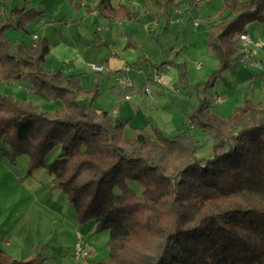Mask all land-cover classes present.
Returning <instances> with one entry per match:
<instances>
[{"label":"trees","instance_id":"1","mask_svg":"<svg viewBox=\"0 0 264 264\" xmlns=\"http://www.w3.org/2000/svg\"><path fill=\"white\" fill-rule=\"evenodd\" d=\"M170 6L175 0H162L159 17L167 20ZM94 10L104 18H136L110 0H98ZM41 15L14 6L0 20V79L17 81L26 73L30 92L62 106L48 112L0 93V157L26 154L27 171L47 169L77 222L93 221L94 233L108 231L107 255L95 264H264V104L248 99L224 118L199 98L186 118L210 141L208 158L196 157L201 144L184 129L167 137L156 127H136L127 138L128 120L93 106L96 84L86 90L78 75L44 70L46 37L8 50L6 30L26 31ZM211 20L207 45L219 62L215 77L238 58L247 24L264 21V0H224ZM184 78L181 73L183 84ZM55 147L60 153L49 162ZM0 264L38 263L0 249Z\"/></svg>","mask_w":264,"mask_h":264},{"label":"crops","instance_id":"2","mask_svg":"<svg viewBox=\"0 0 264 264\" xmlns=\"http://www.w3.org/2000/svg\"><path fill=\"white\" fill-rule=\"evenodd\" d=\"M30 1L31 0H26L23 8H35L41 11L42 15L38 19L42 20L49 10L44 7H26ZM110 1L115 7L120 5L130 12L135 13V20L104 18L98 11L94 10L98 0H86L85 2H83V0L73 1L74 7H70L73 8L74 11L72 17L73 21L81 20L80 24H82L86 19L98 17L96 18L97 22L92 24V28L94 29L93 33H95L97 37L96 43L92 46H87L88 50L97 53V61H86L77 47L75 49L67 47L64 44V40H61V43L57 44V48H52V46H50L49 53L44 59L43 65L49 69V71L58 70L65 74H68L69 71H76V73H70L78 75L80 78V71L82 70L86 71L87 69V71L91 70V72L99 73L92 69L91 64H101L105 67L104 71L101 73H107L109 75V79L113 82V86L116 89V75L118 71L125 66H128L129 69L132 67L134 68L138 64H141V60H147V57L142 55L140 46L142 41L140 42V40L145 36L158 35L163 28H166L165 30L168 31L171 25L183 23L184 12H187L186 10H182L181 7L184 3H181V0H175V6L169 7L167 20L159 17V13L161 12L159 4L162 0ZM193 1L194 0H188L186 4H184L187 10L190 8L189 10L191 11L195 8V5L190 7L188 5ZM40 2L43 3V1ZM223 2L224 0H206L204 6L199 8L196 7L195 10H208V12L211 13H207L210 17H208V21L211 22L212 17L215 15L212 13L214 10L217 11ZM2 6L3 3L2 0H0V7ZM15 6L18 7L17 4H15ZM81 8L86 10L85 15L82 13L83 9ZM52 19L49 20V24L43 26L44 31L47 27H53L55 30H58L57 27L62 23L59 24L57 21H61L70 32L72 26L65 22V18L58 20L59 18L56 15L53 16ZM40 22L43 24L45 21ZM199 25L200 22L196 27H199ZM101 28L103 29L102 31ZM243 33L247 34L252 41L264 40V21H251L247 24ZM34 36H36V39L39 37L38 34H32V41L35 40L33 38ZM146 37L145 39L148 40ZM46 38L50 42L49 36H46ZM84 44L88 45L86 41H84ZM253 50L254 59L259 62L264 61V48L255 47ZM71 59H74V61L70 62ZM165 64L167 70H169V74L163 73L160 75L161 83L157 85L152 84L150 86L154 91L152 92L153 95L158 96L163 94L165 88L171 86L176 74V71L172 72L173 68L169 63L166 62ZM247 66L248 67L241 69L243 78L246 80L249 79L252 84L246 100L250 99L256 103L264 104V70L253 65ZM155 69L149 70L148 72L144 70L146 72L144 75H149ZM131 78H134L136 81L134 84L132 82L131 87L127 91H121L122 98L124 97L125 100H128L124 95L125 93H131L134 97H137L135 100L136 104H141L144 107L149 106L150 110L152 108L155 109L157 106H152L150 103L148 104L149 99L147 97L151 98L149 95L145 93L147 97L142 99L144 96V92L142 91V87L145 83L144 76L140 77L134 75V77ZM109 79L108 81L110 82ZM221 101H224L223 97L219 101L215 100V103L219 104ZM235 108L236 106L233 104L230 108L231 112H229V115L233 113V109L235 110ZM112 111L114 112L115 110L113 109ZM119 113L120 112L116 111L115 115L118 117ZM217 114L221 116L219 111ZM179 116L181 117V113ZM124 117H126L127 120V117L130 116L126 113ZM136 127L141 126H134L133 128ZM151 127L155 126L152 125ZM133 128H131V130L134 136L135 132ZM3 175L9 182L2 181ZM5 183L9 186L5 185ZM55 188L56 186L52 182L51 175L46 177V179H41L40 173H37V175L33 174L32 178L27 175L23 180H21L18 175L14 177L10 166L5 162L4 158L0 157V249L15 259L26 261L34 260L38 264H95L98 259L106 257L104 255L105 235H100L104 233H94L95 224L93 221L84 223L77 222L75 219V212L66 196L62 195V193ZM76 233L80 234L85 245L92 251L91 258L86 261L75 262L72 258ZM67 238L70 239L69 243L71 247L65 250L64 246H60V243H62L63 239ZM47 239L48 242L46 241ZM48 248H50V250ZM70 258L71 260L69 261L68 259Z\"/></svg>","mask_w":264,"mask_h":264},{"label":"rangeland","instance_id":"3","mask_svg":"<svg viewBox=\"0 0 264 264\" xmlns=\"http://www.w3.org/2000/svg\"><path fill=\"white\" fill-rule=\"evenodd\" d=\"M40 1H43V3ZM73 1L75 0H31L26 7H44L49 11L47 10L48 12H46L42 20L38 19L28 24L26 26L28 32L24 30H15L13 28L7 29L6 36L9 39L8 50L10 52L15 50L17 44L21 41H26L28 44H31L32 34H38L39 37L49 36V43H51L50 46H52V48H57V44L61 43V40H64L65 46L72 49L77 47L86 61H97V53L88 50L87 46H92L96 43L97 37L95 33H93L94 29L92 28V24L97 22L96 18L98 17L86 19L82 24H80L81 20L73 21L72 17L74 11L73 8H70L74 7ZM181 1V3L186 4L188 0ZM25 2L26 0H2L3 6L0 7V20L6 19L9 11L15 4L21 9L25 5ZM184 4H182L181 8L183 11L186 10L187 12H184L183 23L171 25L168 31L163 28L158 35L145 36L148 40L143 37V39L140 40V42L142 41L140 46L142 55L147 57V60H141L142 62L140 65H137L138 67H132L129 70L130 72H128L131 77H134V75L143 77L146 72L157 67L156 69L160 75L163 73L169 74V70L166 68V62L172 66V72L176 71L171 84L172 87H166L163 94L158 96L154 95V98L151 99L152 97L150 95L151 98L147 97L144 93L142 99L147 97L149 99L148 104L150 103L152 106H157L155 109L152 108L150 110L149 106L144 107L141 104H136L135 100L137 97H134L131 93H125L124 95L128 100H125L124 97L122 98V90L119 86L115 89L107 73H94L86 69V71H80V78L86 90L95 88L94 85H97L98 94L93 100V106L99 109H114V112H120L118 117L122 120H126V117H124L126 113L130 116L127 117L128 125H126L125 128V136L127 138H132L133 134L131 128L134 126H141L150 132V128L153 125L160 128L167 137H172L178 130L184 129L200 142L201 148L197 151L196 157L201 159L211 157L210 141H206V136L203 135L200 130L191 127L186 118V113L191 112L197 106L199 98H204L210 110L216 113L219 111L221 116L227 118L230 116L229 112H231L230 108L233 104L236 106L235 110L243 105L247 98V94L250 93L252 84L249 79L246 80L242 76L243 72L241 69L248 66L237 62V57H233L230 60L229 66L225 70L218 72L217 76L214 77L215 72L219 69V62L206 43L207 24L209 22L208 15L211 13H209L208 10H195L196 7L190 11V8L187 10ZM81 9H83L82 13L85 15L86 10H84V8ZM216 12L217 11L214 10L212 14ZM56 15L59 18L58 20L65 18V22L72 26L70 32L61 21H57L59 24L62 23L57 27L58 30H55L53 27H47L44 31L43 26L49 24V20ZM195 19L200 20L199 27L193 26V21ZM40 21L45 22L41 24L42 22ZM102 30L101 28V31ZM84 41H86L88 45H85ZM72 61H74V59L70 60V62ZM196 63L201 64L200 69L194 68ZM43 67L46 72L49 71L44 65ZM70 72L76 73V71H69L68 74H73ZM181 73H184V84L182 80H180ZM32 81L33 79L26 73H23L21 78L17 81L3 82L0 79V93L11 95L19 101L31 100L34 104L38 105L40 109L48 112H54L61 108L62 103L59 100H52L45 94L37 95L30 92L33 87ZM135 81L136 80L133 78V84ZM150 90L154 92L152 87ZM214 94H217L221 98L223 97L224 101L219 102V104L215 103ZM88 99L89 97L87 100ZM235 110L233 109V112ZM180 113L181 117L179 116ZM59 153L60 149L58 147L53 148L47 155V161H54L57 159ZM4 159L10 166L14 177L18 175L21 180L25 179L27 175L32 178V175H37V173H40L41 179H46V177L50 176L46 168H38L29 173L27 171L29 158L26 154H18L14 157V160L8 157ZM4 175L2 181L9 182ZM5 185L9 186L7 183H5ZM130 186L135 192H141V187L136 183H132ZM55 189H58V191L64 195L59 188L56 187ZM101 233L104 234L100 235H105L104 255L106 256L108 252L107 240L109 234L108 231ZM69 240V238L63 239L60 246H64L65 250L70 249ZM46 241L48 242V239ZM48 249L50 250V248ZM68 260L70 261L71 258Z\"/></svg>","mask_w":264,"mask_h":264},{"label":"built area","instance_id":"4","mask_svg":"<svg viewBox=\"0 0 264 264\" xmlns=\"http://www.w3.org/2000/svg\"><path fill=\"white\" fill-rule=\"evenodd\" d=\"M86 0H83L85 2ZM195 7H202L206 4V0H194L193 1ZM200 20L195 19L193 21L194 26L199 24ZM36 39V36L33 37ZM255 47H263L264 48V41H252L247 34L242 33L239 36V55L238 60L239 62L246 64V65H256L258 67H264L263 64H255L253 63V48ZM200 64L196 63L195 68H199ZM92 69L94 71H103L104 67L101 65L93 64ZM129 67L125 66L121 71H119L116 75L117 84L121 90H125L131 87L132 85V78L129 76ZM144 85L142 87V91L147 95H151L150 91V82L154 83L155 85L160 84V76L157 71H153L150 75L144 76ZM219 101L221 98L219 96L216 97ZM92 255V252L89 248L86 247L82 239L80 238L79 234H77V239L74 243V249L72 252V258L75 262L86 261Z\"/></svg>","mask_w":264,"mask_h":264},{"label":"bare ground","instance_id":"5","mask_svg":"<svg viewBox=\"0 0 264 264\" xmlns=\"http://www.w3.org/2000/svg\"><path fill=\"white\" fill-rule=\"evenodd\" d=\"M239 36H240V35H239ZM256 41H264V40H256ZM252 59H253V63H255V64H256V63H257V64H263V65H264V61H260V62H259V61H257V60L254 59V50H253V57H252ZM237 62H239V60H238ZM239 63H241V62H239ZM199 64H200V63H199ZM242 64H243V63H242ZM92 65H93V64H92ZM92 65H91V67H92ZM97 65H101V64H97ZM195 65H196V64H195ZM245 65H246V64H245ZM101 66H103V65H101ZM253 66H256V65H253ZM103 67H104V66H103ZM200 67H201V64H200L199 68H195V67H194V68H195V69H200ZM257 67H258V66H257ZM259 68L264 70V67H262V68L259 67ZM104 69H105V67H104ZM121 70H122V69H121ZM121 70H120V71H121ZM103 71H104V70H103ZM153 71H157V73L159 74L158 70L155 69V70H153ZM153 71H152V72H153ZM95 72H102V71H95ZM118 72H119V71H118ZM152 72H151V73H152ZM151 73H150V74H151ZM150 74H149V75H150ZM145 76H146V75H145ZM147 76H148V75H147ZM159 76H160V74H159ZM160 83H161V79H160ZM152 84H154V83L150 82V86H151ZM117 86H118V84H117ZM128 89H129V88H128ZM128 89H125V90H122V91H127ZM150 91H151V90H150ZM150 96H151L152 98H154V95H153L152 91H151V95H150ZM217 96H218V95H214L215 100H217V99H216ZM219 97H220V96H219ZM220 98H221V97H220ZM113 114H115V112H113ZM76 234H79V233H76ZM76 236H77V235H76ZM79 236H80V234H79ZM80 238H81V236H80ZM82 241H83V240H82ZM84 244H85V243H84ZM86 247H87V246H86ZM87 248H88V247H87ZM72 252H73V251H72ZM91 252H92V251H91ZM91 256H92V255H91ZM90 258H91V257H90ZM90 258H89V259H90Z\"/></svg>","mask_w":264,"mask_h":264}]
</instances>
